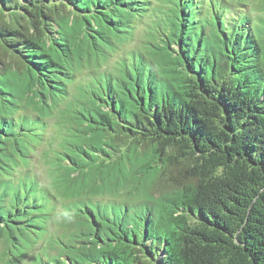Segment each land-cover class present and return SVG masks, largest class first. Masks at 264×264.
<instances>
[{
  "label": "trees",
  "instance_id": "16d2710c",
  "mask_svg": "<svg viewBox=\"0 0 264 264\" xmlns=\"http://www.w3.org/2000/svg\"><path fill=\"white\" fill-rule=\"evenodd\" d=\"M50 124L45 185L28 166ZM136 175L144 198H98ZM54 217V253L30 257ZM0 246L18 264H264V14L0 0Z\"/></svg>",
  "mask_w": 264,
  "mask_h": 264
},
{
  "label": "rangeland",
  "instance_id": "374dc122",
  "mask_svg": "<svg viewBox=\"0 0 264 264\" xmlns=\"http://www.w3.org/2000/svg\"><path fill=\"white\" fill-rule=\"evenodd\" d=\"M227 2V5L231 4L234 6H240L242 8L247 9L252 15H257V14H264V0H225ZM144 38V26L142 23L137 27L136 34L134 41L124 44L122 46V49H128V47H133L137 48L141 46V41ZM124 51H121V53H113L111 56V60H116V58H119L120 55H123ZM87 63H85L86 65ZM52 125L55 127L57 124H55L54 120L51 121ZM50 124V127L48 129L47 134L50 136L49 142H44L41 144H38L37 148L34 150V153L32 155V160L29 163L28 169L32 171L33 174L36 175L37 180L42 182L43 184H47V174H46V161H45V151L48 149H51L53 147H57V142L54 138V129ZM137 164L141 162V157L140 155L136 158ZM98 180H100L98 178ZM137 180L135 183L137 186H140L138 189H132V186L135 185L132 183V176L128 177L122 183L118 186L111 187L110 185L107 184V187L104 186V184L101 185V187L98 190L97 196L98 198H102L104 200H111V199H117V200H127V201H137L141 198L145 197V188L150 187L148 185V181L150 180V176L148 175H136L135 179ZM138 182V183H137ZM102 183V182H99ZM154 191L156 189L154 187H151ZM93 192H94V187H93ZM55 193V192H54ZM57 196V194L55 193ZM66 201H61L59 200L54 209L58 213L62 211V206L65 204ZM52 224L50 226L49 231L47 234L40 240L37 244H35V247H32L28 250V254L30 257L34 256L36 254V251H41L47 250L50 254L54 253V249L56 248L53 246L54 249H50L47 238H49L51 241L52 239H58L62 237V234H64V230L59 227L58 224H61L57 217H54L52 219ZM57 223V224H56ZM50 241V242H51ZM13 252H17L15 248H13ZM18 256L24 260L23 264H27L28 261L30 262V257L26 256L25 250H20L18 251ZM17 258H13L8 254V249L7 247L0 246V262L1 264H18L17 263Z\"/></svg>",
  "mask_w": 264,
  "mask_h": 264
}]
</instances>
